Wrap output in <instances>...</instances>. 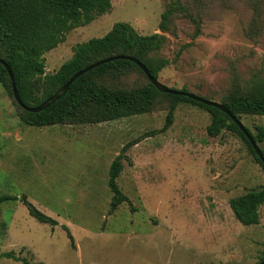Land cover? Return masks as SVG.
Listing matches in <instances>:
<instances>
[{"label":"rangeland","instance_id":"1","mask_svg":"<svg viewBox=\"0 0 264 264\" xmlns=\"http://www.w3.org/2000/svg\"><path fill=\"white\" fill-rule=\"evenodd\" d=\"M171 6L163 31L161 13ZM115 22L129 23L139 34L163 35L158 54L167 64L157 79L174 89L221 101L235 83L264 71V0H111L107 12L71 29L44 53L46 73L70 59L77 43L103 36ZM143 83L135 70L118 82ZM169 103L160 95L145 113L34 126L20 121L0 84V195L18 197L0 203V264H23L4 253L29 264L258 262L264 202L258 223L244 225L229 199L264 185V170L236 132L210 135V113L195 104L178 102L172 123L160 131ZM241 122L255 133L264 115L243 113ZM258 145L264 150V140ZM122 151L116 181L130 203L109 213L108 171ZM23 195L57 224L30 215Z\"/></svg>","mask_w":264,"mask_h":264},{"label":"trees","instance_id":"2","mask_svg":"<svg viewBox=\"0 0 264 264\" xmlns=\"http://www.w3.org/2000/svg\"><path fill=\"white\" fill-rule=\"evenodd\" d=\"M110 8L111 0H0V59L10 66L17 92L24 104L28 106L40 104L78 70L97 60L118 54L139 59L157 78L158 72L167 64V60L158 54L164 41L163 35L157 32L139 34L126 22H115L103 36L77 43L70 59L62 63L56 71L46 73L44 53L63 42L66 33L71 29L90 23L97 15L107 12ZM173 8L174 6L168 7L161 13L159 28L163 31L166 29L165 21L172 14ZM254 14L253 26L257 24L259 10L256 9ZM253 26L250 28L251 31H254ZM132 70L140 72L146 78V83L133 86L118 84L120 79ZM0 84L13 98L10 77L1 62ZM182 89L185 90L186 87ZM160 95L170 100L165 122L160 131H164L172 123L173 111L178 102L195 104L210 113L211 121L207 126L210 135H217L223 129L236 132L264 170V163L228 114L187 96L159 91L141 68L129 59L108 61L84 72L70 84L68 90L59 99L42 110L28 111L19 106L14 98L13 101L19 109L18 116L22 123L45 126L99 123L145 113L153 109ZM219 102L239 120L243 113L264 115V71L252 74L243 85L235 83L230 92ZM245 127L257 144L264 140L263 125H256L255 133ZM261 151L264 155V150ZM123 153L122 151L116 155L108 171L107 186L112 192L109 213H112L122 202L130 203V199L116 181L122 170ZM20 199L29 214L38 221L57 224L54 218L39 210L25 195ZM17 200V196L0 195V203ZM263 202L264 185L229 199L234 217L244 225L258 223L259 207ZM61 226L70 243L73 244L70 230L65 224ZM2 255L29 264L26 259L17 258L10 253ZM263 256L264 242L262 255L255 264H258Z\"/></svg>","mask_w":264,"mask_h":264},{"label":"water","instance_id":"3","mask_svg":"<svg viewBox=\"0 0 264 264\" xmlns=\"http://www.w3.org/2000/svg\"><path fill=\"white\" fill-rule=\"evenodd\" d=\"M115 59H129L133 62H135L140 68L141 70L145 73V75L147 76L148 80L161 92L164 93H170V94H176V95H184L187 96L189 98H192L194 100H197L199 102H202L206 105H211L214 106L218 109H220L221 111L225 112L226 114L229 115V117L237 124V126L239 127V129L243 132V134L246 136V138L248 139V141L250 142L254 152L257 154V156L260 158V160L264 163V155L261 151V148L259 147V145L257 144V142L253 139L251 133L247 130V128L245 127V125L241 122V120H239L235 115H233L229 109L222 104L221 102L217 101V100H213V99H208L206 97L194 94L192 92L186 91V90H182V89H174L171 87H168L162 83H160L158 81L157 78H155L150 71L147 69V67L145 66V64H143L139 59L133 57V56H128V55H122V54H118V55H113V56H109L100 60H97L91 64H88L87 66H85L84 68L78 70L77 72H75L61 87H59L54 93H52L49 97H47L45 100H43L40 104L36 105V106H28L26 104H24L17 92L16 86H15V82H14V77H13V73L12 70L10 68V66L3 60L0 59V62L5 66L10 80H11V90H12V95L13 98L15 99V101L17 102V104L19 106H21L22 108H24L25 110L28 111H39L42 110L44 108H46L48 105H50L51 103H53L54 101H56L57 99H59L69 88L70 84L81 74H83L84 72L102 64V63H106L108 61H112ZM258 264H264V256L261 259V261Z\"/></svg>","mask_w":264,"mask_h":264}]
</instances>
